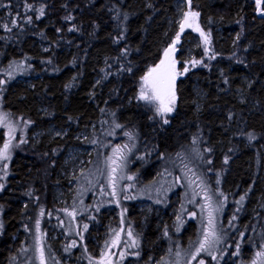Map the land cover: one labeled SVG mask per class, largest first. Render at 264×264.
Instances as JSON below:
<instances>
[{
    "label": "trees",
    "instance_id": "trees-1",
    "mask_svg": "<svg viewBox=\"0 0 264 264\" xmlns=\"http://www.w3.org/2000/svg\"><path fill=\"white\" fill-rule=\"evenodd\" d=\"M179 1L0 0V60L26 61L25 79L31 80L8 85L4 110L30 124L29 137L51 127L67 131L64 138L43 135L37 144L27 138L12 162L13 191L6 190L3 200L19 194L16 184L29 183L24 189L33 193L26 209L7 202L3 264L23 235L26 214L37 206L33 201L48 212L56 209L53 187L61 183L64 156L84 145L75 138L94 124L100 130L118 123L135 133L138 153L151 156L152 170L164 158L189 154L196 139L205 141L224 174V189L238 194L252 188L249 208L262 198L252 224L261 225L264 239V0L259 7L257 0H183L199 15L192 32L183 34L190 66L177 81L176 110L164 123L134 99L147 68L162 60L177 31ZM40 8L44 15L37 19ZM196 86L205 93L200 109ZM146 224L144 248L161 232L154 218ZM193 228L189 223L186 235L193 236Z\"/></svg>",
    "mask_w": 264,
    "mask_h": 264
},
{
    "label": "rangeland",
    "instance_id": "rangeland-1",
    "mask_svg": "<svg viewBox=\"0 0 264 264\" xmlns=\"http://www.w3.org/2000/svg\"><path fill=\"white\" fill-rule=\"evenodd\" d=\"M176 10L177 31L166 50L179 36L181 23L190 11L183 0L176 4ZM195 18L187 19L185 33L192 32ZM191 52L182 36L175 51L170 52L168 58L163 56L162 60L168 63L161 65V60L148 67L144 75L157 66L163 71L169 68L172 60L176 62L178 74L171 113L158 114L155 103L140 99L143 78L134 101L152 110L162 121H168L176 110L177 81L185 73L184 68L189 69L190 62L186 60ZM29 66L24 60L6 64L0 60V149L10 143L9 159H0V236L6 228L7 202H17L26 209L33 193L31 188L24 189L29 183L16 184L19 194L7 196V202L3 200L6 190L13 191L8 185L16 154L29 139L37 144L43 135L55 139L67 134V131L51 127L45 132L37 130L29 137L30 124L4 110L8 85L13 81L31 83L25 79L29 76ZM195 96V107L200 109L205 93L199 86L195 87ZM240 98L242 101L243 95ZM75 139L84 145L68 149L64 156L59 171L61 183L53 187L56 209L48 212L43 203L33 201L37 206L26 214L19 229L23 235L4 264H41V248L45 264H101L102 260L104 264H198L200 259L205 264H264V256H257L258 252L264 253L262 227L252 224L263 205L262 198L258 197L249 208L252 188L238 194L227 192L224 174L217 168L213 152L203 147L205 141L196 139L189 154L184 151L178 156L164 158L161 164H155L153 172L151 156L138 153L137 135L132 131L124 132L118 123L100 130L94 124ZM24 190L25 196H22ZM104 215L108 216L102 222ZM149 218L155 219L161 232L156 243L145 244L144 248ZM189 223L194 224L193 236L185 232ZM213 228L218 239L208 246L211 254L201 251L193 259L204 233ZM17 238L18 235L12 237L11 242L15 243ZM1 259L0 264H3Z\"/></svg>",
    "mask_w": 264,
    "mask_h": 264
},
{
    "label": "snow or ice",
    "instance_id": "snow-or-ice-1",
    "mask_svg": "<svg viewBox=\"0 0 264 264\" xmlns=\"http://www.w3.org/2000/svg\"><path fill=\"white\" fill-rule=\"evenodd\" d=\"M261 3V0H257V6L259 7ZM29 10H34V9H29ZM44 15V9L40 8L39 9V15L37 16V19H39L40 16ZM189 14L186 13L185 16L187 17ZM199 13H191V16L196 17L198 16ZM70 19V18H69ZM28 20H31V17H28ZM187 22V21H185ZM185 26V23H181V29H183ZM191 27V24L188 25ZM10 30V29H9ZM71 30V29H70ZM201 36L204 37L205 43H209L208 36L205 35L203 32H201ZM179 41V36L176 38V42ZM175 47L174 45L171 46L168 50L165 51L164 55L166 58L169 57L170 52H174ZM207 51V49H206ZM214 58V57H213ZM168 63L167 60H162L161 65H165ZM175 61L172 60L169 68L160 71L159 66L157 68L152 69L148 75L143 77V84L141 85L140 88V99L145 100L148 103H155L156 104V111L158 114H165V113H171L173 111V108L171 105L175 103V90H174V85H175V76L178 74L175 71ZM194 64H199L202 63L201 61H193ZM170 69V70H169ZM184 71L187 72L188 69L184 68ZM164 123H168L167 120H164ZM128 135V133H125ZM23 141H21L22 143ZM10 148V143H5L3 145V148L0 149V159L7 160L9 159L8 156V151ZM118 151V150H117ZM114 162V161H113ZM210 162V161H209ZM227 162V160L225 161ZM116 169H113V172H115ZM114 181V178H113ZM115 187V185H113ZM115 195V191L112 193ZM222 195V193H221ZM241 200H243V197H241ZM43 215V213H41ZM71 215V213H69ZM209 223H212V217L211 213L209 214ZM37 229H39V221H37ZM85 229H87V225L84 226ZM218 238L216 237L215 230L207 231L204 233L203 240L201 241L199 248L197 249L196 255L193 256V259H196V256L200 254L201 251L206 252L208 254H211L209 252V247L213 242H215ZM239 249H237V254H238ZM41 252V264H45L44 262V252L43 248L40 249ZM257 256H264V253H257ZM215 259V257H213ZM101 264H104V261H101ZM110 264V262H109ZM198 264H205V261L203 259H200L198 261ZM255 264V262H254Z\"/></svg>",
    "mask_w": 264,
    "mask_h": 264
},
{
    "label": "water",
    "instance_id": "water-1",
    "mask_svg": "<svg viewBox=\"0 0 264 264\" xmlns=\"http://www.w3.org/2000/svg\"><path fill=\"white\" fill-rule=\"evenodd\" d=\"M188 2H189V0H188ZM189 15L186 17V19L184 20V22L183 23H185V26H184V28L183 29H180V32H179V41L178 42H176V39H175V42H174V47H175V49H176V47L179 45V43H180V41H181V37L183 36V34H184V32H185V30H186V26H187V22H185V21H187V19L191 16V13H193L192 11H188L187 12ZM172 45V46H173Z\"/></svg>",
    "mask_w": 264,
    "mask_h": 264
}]
</instances>
